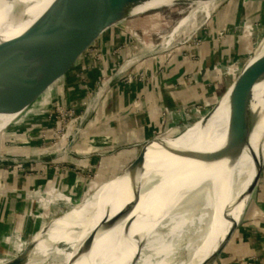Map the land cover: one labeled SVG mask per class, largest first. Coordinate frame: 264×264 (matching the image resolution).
<instances>
[{"label":"crops","instance_id":"0c3cea01","mask_svg":"<svg viewBox=\"0 0 264 264\" xmlns=\"http://www.w3.org/2000/svg\"><path fill=\"white\" fill-rule=\"evenodd\" d=\"M263 6L259 0H232L224 11L215 15L211 31L200 46L189 49L176 46L169 54L155 56L148 46L138 54L141 60L137 69L135 56L125 61L111 81L101 87V75L111 71L114 62L124 57L115 53L130 35L116 29L100 39L95 49L104 57L99 60L87 55L80 62L69 102L70 109L82 116L83 104L92 97L89 98L87 87L98 86L91 99L98 121L96 125H80L79 133L71 131L74 128L71 125L67 136L53 141L41 154L42 158L27 168L29 172L25 170L0 184V205L3 200H13L11 206H14L3 208L6 216L3 219L8 222L12 219L16 226L15 231H6V239H0V255L53 217L50 213L51 217L34 219L28 212L31 200L35 202L55 193V199L62 201L68 191L74 195L67 200L71 203L102 172L134 154L148 140L194 120L218 100L234 81L224 74L236 69V58L246 57V49L240 46L239 22L248 12L261 15ZM263 41L258 49L264 50ZM53 148L54 152L50 153ZM85 171L87 175L82 174ZM260 182L255 203L244 213L215 264H264V173ZM33 191L36 197L31 194ZM19 199L23 200L25 212L17 211ZM101 200L95 209L101 206ZM49 204L52 208L57 202ZM81 206L65 216H76L84 207ZM64 222L61 219L55 222L49 233ZM73 233L65 234L63 240Z\"/></svg>","mask_w":264,"mask_h":264},{"label":"bare ground","instance_id":"6f19581e","mask_svg":"<svg viewBox=\"0 0 264 264\" xmlns=\"http://www.w3.org/2000/svg\"><path fill=\"white\" fill-rule=\"evenodd\" d=\"M168 1L170 0H113L107 8L134 7L133 13L137 14L158 8ZM51 2L52 0H0V111L5 110L0 129L7 123L9 113L21 112L29 106L23 105L25 74L29 67L25 30ZM214 2H203L192 8H202L208 16L209 7ZM190 18L191 15L177 24L170 35L171 39ZM249 69L252 70L251 73L256 70L244 84L264 75L263 48L258 49L247 63L240 84L249 75ZM11 93L14 96L9 100ZM254 93L253 110L256 115L261 116L260 110L264 109V83L257 84ZM227 101L228 95L221 101L219 108ZM226 105L223 110L216 112L206 126L197 123L180 137L170 140L172 144L182 147L183 156L171 155L157 144L150 147L146 155L143 179L141 177L129 187L124 178L118 185V189L123 188L115 201L110 207L107 202L102 203L91 217L90 225L80 220L74 221L75 217H82L86 209L90 208L92 211L107 189L98 193L76 216L49 233L53 247L43 252L41 259L29 264H139L140 261L149 264V259L145 256L149 250L167 254L158 264H174L171 255L175 244L184 239L189 244L191 255L182 264H205L222 246L229 229L240 220L255 192L259 171L264 164V120L256 125L247 143H232L227 139L230 118L229 103ZM153 154L155 156L150 159ZM185 178L191 180L188 194L191 193L194 200L187 202L185 207L164 220ZM138 188L131 216L127 218ZM125 194L127 197L122 205H116ZM116 215L119 218L113 220ZM108 216L109 227L106 230L103 225ZM147 220L151 224L146 230L143 224ZM95 223H98V229L88 255L76 258L77 252L52 254L59 238L68 232H74L65 242L80 243L93 232ZM78 228L80 230H76ZM44 246L48 247L42 241L39 249Z\"/></svg>","mask_w":264,"mask_h":264},{"label":"water","instance_id":"95a60500","mask_svg":"<svg viewBox=\"0 0 264 264\" xmlns=\"http://www.w3.org/2000/svg\"><path fill=\"white\" fill-rule=\"evenodd\" d=\"M207 1L216 0H170L155 10L135 14L134 7L108 9L113 0H52L46 10L25 30L29 67L25 74L23 105H33L34 110L22 123L6 126L0 131V184L39 161L41 154L53 143L70 109L69 102L77 68L100 39L113 30L128 28L132 22L146 18L151 13L177 6L192 7ZM253 57L251 55L245 61L230 87L202 114L176 130L148 140L134 154L102 172L60 215L50 218L0 255V264H29L42 258L38 251L40 243L44 241L50 249L53 247L49 231L55 222L80 205L83 207L104 184L118 177L125 178L127 186L132 187L144 175L147 152L155 144L171 155L183 156L182 147L172 144L170 140L180 137L197 123L206 126L215 116L226 95L230 118L227 139L235 144L247 143L256 125L264 120V109L260 110L261 116L256 115L253 110L254 89L257 84L264 83V75L244 85L239 83L243 79L247 63ZM47 95L49 96L44 101ZM13 96L11 93L9 100ZM262 169L263 165L259 171L257 186ZM250 205L251 203L245 207L242 216ZM86 210L82 217H75L73 220L90 225L91 209ZM242 216L240 220L243 219ZM240 220L229 229L225 242L205 264H214L217 261ZM94 237L95 231L84 239L77 250L76 258L89 254Z\"/></svg>","mask_w":264,"mask_h":264},{"label":"rangeland","instance_id":"374dc122","mask_svg":"<svg viewBox=\"0 0 264 264\" xmlns=\"http://www.w3.org/2000/svg\"><path fill=\"white\" fill-rule=\"evenodd\" d=\"M231 1L232 0H216L213 4L210 5V7H209L210 14L208 16L206 15L205 11L202 8L195 9V8L190 7V6H177L173 9H170V10L151 13V15H148L146 18H142L139 21L136 20V22H132V24L129 25L128 28L123 29V30L127 31V33L130 35V39L125 44H122L120 46V48H118V49H124V51H123L124 55L119 53V55L124 56V57L121 58L120 61L117 60V62H114L115 63V64H113L114 68L111 71L104 72L101 75V79L99 81L100 87L104 83L111 81V77L118 72V70L122 67V65L125 63V61H127V60H129L135 56L137 58V60H136L137 64L135 65V69H137V66L140 64L138 61L141 60L140 55H138V54L145 52V50H146V48H148V46H150L149 51L151 52V55H154V56H155V54H159V53H162L164 55L167 53L169 54V52L171 51L170 49L173 47H176V46L184 47V49H189L190 46H194L192 44V42H193L194 38L196 37V35L200 34L202 31H204L205 32L204 35L206 37L211 31V21L213 20L215 15L217 13H220V11H224L225 7ZM263 5H264V2H263ZM155 9L156 8H153V9H150L148 11H152ZM189 15H191V18L188 21V23L184 27H182L179 32H177V34L174 38L171 39L170 35L173 32V29L177 26V24L182 19L188 17ZM239 24H241L239 26H241V29H242L240 32L241 33L240 38H242V39H240L241 40L240 46L243 47V49H246L244 52L246 54V57L245 56L242 57L240 55L241 57L236 58L235 60L238 59L236 62V67H235L236 69L234 68L235 69L234 71L227 70L226 73L224 74L225 78L231 77L232 80H234L236 78V76L238 75L242 66L244 65L245 61L248 60V58L251 55H253V56L255 55L256 51L258 50V48L261 44V41L264 40V6H263V13L261 15L258 16L256 14L254 15V14H251L250 12H248L244 16L243 20L241 22H239ZM223 37H225V36H223ZM203 42H204V40H203ZM125 46H126V48H124ZM194 47H197V46H194ZM117 50H116L115 54L119 57ZM128 50H129V52H128ZM92 52H96V51L94 50ZM128 53H130V55H128L129 57L128 56L126 57V54H128ZM103 57H102V59H103ZM99 60H101V59H99ZM255 70L251 73L252 70L249 69V71H248L249 75L246 76L244 82L242 81V83L240 85H243L246 82V80L250 76L253 75ZM136 71L137 70H135V71L133 70L132 72H136ZM127 73H128V71L125 72V75H127ZM97 88H98V86L96 87V89ZM96 89L90 88L88 90L89 98L91 96L93 97ZM92 97L90 99L86 100L85 103L83 104L84 113L82 116H81V114L76 113V111L74 110V113H73L72 119H71L72 123H68V113H67V115L65 116V120L62 124L63 126L61 127V130L58 133L57 137L54 139V141L58 140L61 137H63V138L66 137L68 131L70 130L69 128L71 125H74L73 126L74 128L71 131L78 132V133L80 132L79 131L80 125H86L87 123L89 124V126L90 125H96L98 120L96 117V113L93 110L94 104H93V100H91ZM47 98H48V96H46L44 98V101H46ZM227 102L221 108L218 109L217 113L220 112L221 110H223L227 106L226 105V104H228ZM33 108H34L33 105H29L28 107H26L21 112L17 113L15 111L14 112L12 111L11 113H9L8 121L0 129V131H2L6 126H9V125L16 126V125L22 123L33 112V110H34ZM4 113H5V110L0 111V121L3 120ZM68 125H69V127L67 128ZM55 148L51 149L49 152L50 153L54 152ZM51 155H53V154H51ZM154 156H155V154H153L150 159H152ZM26 172H29V171L26 169ZM77 172H80V170H77ZM84 173H85V175H87V171L83 172L82 174H84ZM263 173H264V164H263V169H262V174ZM262 174H261V178H262ZM144 175H145V173H144ZM144 175L142 176V179H143ZM186 178L181 183L180 188H179L178 193H177V196L175 198V201L171 205L172 207H170L169 210L167 211V214L165 215L164 220L173 216L180 209L185 207L187 202L194 200L193 197L191 196V193L188 194V192L191 190V182H190L191 180H187ZM261 178L259 180L257 188L255 189V192L250 197V200H249L247 205H249L250 203H251V205L253 203H255V200L257 198L258 191H259V188L261 185V182H260ZM123 179L124 178H122V177H118L117 179L112 180V181L104 184V187L101 190L103 191V190L107 189V191H109V192L105 191V193L102 197L103 201L101 200V198L99 200H101L102 203L107 202L108 206L110 207L111 204L115 201V199L119 195V192L121 191V189L123 188L122 187V188L118 189V185ZM142 179H141V182H142ZM138 191H139V188L137 189V191L134 194L133 203L131 205L129 213L127 214V218L129 216H131V212L133 210V205L135 203V199H136ZM33 193H35V192L34 191L31 192V194H33ZM65 194H66V198H64V200H62V201H59V200L57 201V199H55V193L51 197L48 196V197H45V198L40 199V200L37 199V201H35V202H34V200H31L33 203H31V206L28 207L29 208L28 212L36 220H39L41 218L43 219V218L48 217V216L51 217V215L53 217L60 215L66 209V208H63V206L64 205L68 206L69 204H71V203L67 202V200H69V198L71 196L72 197L74 196L73 192L68 193V191H66ZM186 194H188V195H186ZM33 195H34V197H36L35 194H33ZM126 197H127V194H125V197L123 196L121 198V200L116 205H118V204L122 205L124 198H126ZM50 198H52V199H50ZM6 200H8V199H6ZM19 200H20L19 204L16 205L19 207V208H17V211H21V212L24 211L25 212L26 209L23 208L24 207L23 200H21V199H19ZM99 200L97 201V203L93 207L94 209L98 205ZM5 202H7V203H5ZM27 202H28V200H27ZM50 202H57L56 206H52L53 209L51 207H49V206H51L49 204ZM12 203H13V200H9V202L3 200L2 204H1L2 206L0 205V239H1V241L7 238L6 231H9V230L15 231L14 227H16V226L13 224L12 219H9V222L5 221L3 219L6 217L4 212H3V208L4 207H8V208L14 207V206H11V205H13ZM94 209L90 212L91 214L89 216L93 217L95 215V213L99 210V208L98 209L96 208L95 210ZM50 213H51V215H50ZM144 216H146V214ZM70 218H71V216L69 215V216H64L63 218L61 217L58 220L61 219V221H68ZM117 218H119V217H117V215H116L113 217V220H115ZM242 218H243V216H242ZM111 220H112V217H111ZM111 220H110V223H112ZM240 222H242V219L240 220ZM240 222H239V224H240ZM150 224L151 223L149 220L145 221V223L143 224V227H145L144 229L147 230L149 228ZM103 227L106 230L108 229V227H109V216L105 220ZM97 229H98V223H95L93 231L96 232ZM64 237H65V235L62 236L61 238H59L57 240V242H55L56 246L52 249L53 250L52 254H70V252L75 253V252H77L78 248L80 247V245L83 242L82 241V242L76 243V244H70V243L67 244L63 240ZM225 240H226V238H225ZM225 240L223 241V243L225 242ZM219 246H217V248ZM47 249H49V247L44 246V247H41L40 249H38V251L40 254H42ZM52 250H50V251H52ZM190 253H191V250L189 249V244L185 239L180 241L179 243L175 244L173 254L171 255L173 257L174 264L185 263L188 259H190V255H191ZM145 256L147 259H149V262H150L149 264H158L159 262H161L162 260H164L166 258L167 254H158L154 251L149 250L148 252L145 253ZM139 264H144V263L142 261H140Z\"/></svg>","mask_w":264,"mask_h":264},{"label":"built area","instance_id":"2783aa9c","mask_svg":"<svg viewBox=\"0 0 264 264\" xmlns=\"http://www.w3.org/2000/svg\"><path fill=\"white\" fill-rule=\"evenodd\" d=\"M205 32L204 31H202L200 34H197L196 35V37L194 38V40H193V42H192V44L194 45V46H200L201 44H202V42H203V39H204V37H205ZM127 46V45H126ZM126 46L124 47V48H126ZM96 51V52H92V51ZM90 53H89V55H92L95 59H102V57H103V54L100 52V51H97L95 48L92 50ZM123 51H124V49H118L117 50V53L119 54V53H121L122 55L124 54L123 53ZM87 90H89V88L87 87ZM73 113H74V109L73 108H71V109H69V111H68V123H72V115H73ZM69 127V125L67 126V128ZM65 128V127H64ZM79 131H80V128H79ZM67 202H69V201H67ZM66 202V203H67Z\"/></svg>","mask_w":264,"mask_h":264}]
</instances>
